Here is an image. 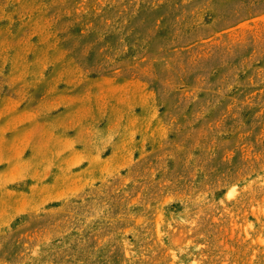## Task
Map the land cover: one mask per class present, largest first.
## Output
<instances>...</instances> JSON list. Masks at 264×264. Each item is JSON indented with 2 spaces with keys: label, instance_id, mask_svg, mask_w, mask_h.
<instances>
[{
  "label": "rangeland",
  "instance_id": "rangeland-1",
  "mask_svg": "<svg viewBox=\"0 0 264 264\" xmlns=\"http://www.w3.org/2000/svg\"><path fill=\"white\" fill-rule=\"evenodd\" d=\"M0 264H264V0H0Z\"/></svg>",
  "mask_w": 264,
  "mask_h": 264
}]
</instances>
